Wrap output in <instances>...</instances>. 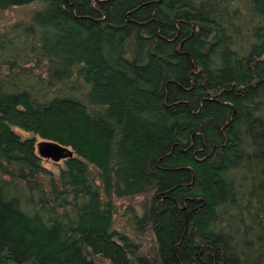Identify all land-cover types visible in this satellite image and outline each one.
I'll return each instance as SVG.
<instances>
[{
  "label": "rangeland",
  "instance_id": "374dc122",
  "mask_svg": "<svg viewBox=\"0 0 264 264\" xmlns=\"http://www.w3.org/2000/svg\"><path fill=\"white\" fill-rule=\"evenodd\" d=\"M82 1L97 10L98 4L105 0ZM144 1V7L151 9V0ZM165 1L161 19L166 24L177 29L179 21L200 17L212 32L215 27L219 28L217 40L212 41V37L207 40L205 50L210 52L211 58L203 61L205 66L200 70L216 82L227 83L228 71L225 67H215L212 59L230 48L242 47L247 49L250 61H264V11L256 0ZM60 13L53 1L38 0L23 5L15 0H0L1 44L13 74L22 78L26 73L37 72L45 77L47 69L40 68L45 64L52 78L65 87V96L57 100L36 99L14 86L7 90L0 87V132L8 130L22 144L27 142L25 148H20L0 137V204L20 217V225L11 227L15 234H21L26 228L30 234L43 232L47 238H66L69 243L78 245L86 259L94 264H128L114 255L107 242L116 241L132 248L133 241L122 233L127 232L145 249L152 245L150 234L138 239L141 226L134 221V215L139 214L137 203L142 197L136 200L124 197L137 191L144 182L134 184L130 163L124 158L126 152L135 155L138 152L130 143L127 130L150 115L140 105L142 111L137 105L129 106V110L125 108L127 120L122 126L119 120L110 117L109 105L98 102L96 90L104 84L112 85L109 76L122 68L128 75L118 77L128 78L131 88L139 85L146 88L148 83L143 78L148 72L154 77L161 74L159 86L156 83L151 88L156 92L142 94L137 98L140 104L150 106L157 102L163 90L167 94L172 91L190 95L194 85L184 74L181 57L166 50V44L157 33L144 26L134 30L111 20L103 26L89 27L90 36L106 34L110 38H106L107 41L113 39L111 42L117 45L114 51L106 45L103 52L106 63L114 64L109 66L112 71L105 74V78L96 70L101 64L85 61L80 50L71 46L73 37L83 33L70 14ZM102 20L105 21L106 16ZM32 35L35 44L29 56L36 61L38 69L25 58L20 62L17 55L16 43L29 42ZM37 62L41 63L40 67ZM102 79L103 84L99 83ZM118 85L124 89L121 83ZM200 97L206 98L203 94ZM260 98V103H264V94ZM11 106L16 107V111L11 112ZM74 112L88 116L93 122H101L111 130V135L106 141L94 142L56 121L74 120L70 115ZM26 114H30L33 121L27 119ZM169 125L167 146L170 150L167 147L166 151L158 153L160 161H164L170 151L183 147V134L178 130L176 139L173 128L176 125L183 130V125L173 121H169ZM255 129L244 126L229 164L220 171L225 194L216 202L213 210L216 219L212 218L207 227L210 234L217 231L226 234L222 259L237 264H264V132L251 139L249 136ZM46 142L57 143L72 155L59 161L41 157L39 146ZM113 198L116 207L111 201ZM87 220L92 224L84 223Z\"/></svg>",
  "mask_w": 264,
  "mask_h": 264
},
{
  "label": "trees",
  "instance_id": "16d2710c",
  "mask_svg": "<svg viewBox=\"0 0 264 264\" xmlns=\"http://www.w3.org/2000/svg\"><path fill=\"white\" fill-rule=\"evenodd\" d=\"M36 1L15 0V3L24 5ZM48 1H53L59 7L60 14L72 16L73 23L83 34L74 36L71 46L80 50L85 61L101 64L96 66V70L103 76L111 73L109 66L114 65L106 63L103 57L106 45L112 51L117 49V45L111 42L113 39L107 41L109 35L90 36L89 27L103 26L111 20L134 30L143 29L141 27L144 26L157 33L166 44V50L176 52L181 57L184 74L194 85L191 93L197 98L188 95L189 92L178 94L171 91L167 94L163 90L157 102L149 106L143 102L140 104L137 98L148 92H156L151 88L156 83L159 86L161 74L160 77H154L148 72L143 78L148 83L146 88L140 85L131 88L128 78L124 77L128 71L117 68L119 72L109 76L110 81L113 80L112 85L104 84L96 90L98 102L109 105L110 117L119 120L122 126L127 120L125 108L129 110V106L137 105L139 111L143 108L150 115L141 120L142 123L132 125V129L127 130V137L138 152L136 155L126 152L124 158L130 163L134 184L140 180L144 182L137 191L124 197L134 200L142 197L136 202L139 214L134 215V221H138L141 226V233L137 232V235L138 239H142L150 234L153 242L150 248L145 249L139 240L121 231L133 241L134 246L127 248L116 241H108L114 255L128 264H237L222 259L226 234L223 231L210 234L207 227L212 218L216 219L214 206L225 194L220 171L229 164L230 155L241 141L244 126L256 128L255 134L249 136L251 139L264 132V103H260V95L264 94V61H250L247 49L242 47L230 48L212 59L215 67H225L228 71L227 83L216 82L211 75L200 70L205 66L203 61L211 58L210 52L205 50L208 48L207 40L212 37L211 40L215 42L220 36L219 28L215 27L212 32V28L200 17L179 21L177 29L166 24L161 19L165 13L161 9L165 7V0H159L158 3L151 0V9L144 7V0H105L98 4L97 10L85 5L82 0ZM256 3L264 11V0H256ZM104 16L105 21L102 20ZM33 36L29 42L16 43L17 55L20 62L25 58L35 63L33 67L38 69L36 61L29 56L35 44ZM1 38L0 31L2 89L14 86L36 99L57 100L65 96V87L52 78L45 64L40 67L41 63L37 62L38 67L47 69L45 77L37 72L26 73L22 78L13 74ZM122 74L123 78L119 79L118 76ZM99 83L103 84V79ZM202 94L206 98H201ZM9 109L11 112L16 111L13 106ZM70 115L74 120L67 123L59 119L56 121L88 136L94 142L106 141L111 135V130L101 122H93L78 112ZM26 117L33 121L30 114H26ZM169 121L183 125V130L179 126H172L176 131V139L179 138V132L183 134V147L170 151L168 157L160 161L158 153L166 151L167 147L170 150V146H167ZM0 137L20 148L27 145V142L22 144L18 141L8 130L0 132ZM111 201L116 207L114 198ZM19 219L9 208L0 204V264H94L86 259L78 245L69 243L66 238H47L43 232L30 234L25 231L26 228L21 234H15L11 227L20 225ZM86 222L92 224L91 220Z\"/></svg>",
  "mask_w": 264,
  "mask_h": 264
},
{
  "label": "water",
  "instance_id": "95a60500",
  "mask_svg": "<svg viewBox=\"0 0 264 264\" xmlns=\"http://www.w3.org/2000/svg\"><path fill=\"white\" fill-rule=\"evenodd\" d=\"M39 153L41 157L51 158L54 161H59L65 158L66 156L72 155V153L68 151L65 147L53 142H46L40 144Z\"/></svg>",
  "mask_w": 264,
  "mask_h": 264
}]
</instances>
